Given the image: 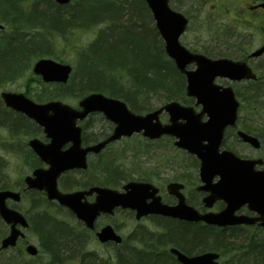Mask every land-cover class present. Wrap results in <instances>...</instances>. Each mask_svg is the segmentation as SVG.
<instances>
[{
    "label": "water",
    "instance_id": "obj_1",
    "mask_svg": "<svg viewBox=\"0 0 264 264\" xmlns=\"http://www.w3.org/2000/svg\"><path fill=\"white\" fill-rule=\"evenodd\" d=\"M143 1L163 40L165 53L185 76L186 95L194 97V106L200 105L201 109L195 111L192 105L170 100L154 110L136 113L123 100L102 92L84 95L78 100L77 106L73 107L56 99L36 103L21 92L2 91L0 97L4 105L32 119L42 127L49 139L46 144L38 138L28 141L29 147L47 167L36 168L26 175L25 189L44 191L48 200H55L69 209L88 229L94 228L97 217L101 214L112 215L116 208L133 210L137 219L148 214H162L189 221L202 220L221 227L258 222L264 228V169L254 168L262 164L263 159L239 157L227 148L220 150L225 130L237 123L240 102L231 85L214 81L217 77L231 81L254 80L255 72L245 60L211 58L188 50L179 40L187 28L188 18L171 8L169 0ZM54 2L65 5L70 0ZM260 5L264 7V2ZM263 52L264 43L249 56L257 57ZM190 64L195 65L193 69L187 67ZM32 72L39 75L44 83L65 84L72 66L42 57L33 63ZM163 111L168 114L165 123L159 119ZM94 112L101 113L114 127L105 138L83 147L81 127L77 121ZM133 133H141L148 139H156L165 134L175 137L176 147L195 155L200 161L199 176L203 185L199 188L208 191L203 197L204 206L210 208L216 200L221 199L225 202L224 208L217 212L201 213L187 205L182 195L177 205H165L161 203L160 196L156 195L158 188L147 181L129 180L121 186V190L102 185L73 191L58 188L57 179L63 172L87 168L88 152L99 153L108 143ZM236 136L252 148L260 147L259 139L253 134L237 129ZM65 144L68 146L62 149ZM216 176L218 179L213 182ZM175 187L179 186L174 182L168 186L169 189ZM90 195H94L92 201L86 199ZM7 199L19 202L20 192L0 189V218L8 226L7 233L0 239V249L14 247L19 239L25 237L24 230L29 225L21 211L7 205ZM244 204L256 212L257 216L236 215L235 211ZM96 237L100 242L122 241L121 235L109 223L96 231ZM24 251L30 256L38 254L37 246L29 242L24 245ZM170 252L176 255L181 264H219L218 253L212 251L189 256L172 247Z\"/></svg>",
    "mask_w": 264,
    "mask_h": 264
},
{
    "label": "trees",
    "instance_id": "obj_2",
    "mask_svg": "<svg viewBox=\"0 0 264 264\" xmlns=\"http://www.w3.org/2000/svg\"><path fill=\"white\" fill-rule=\"evenodd\" d=\"M39 1L0 0V23L4 26L0 29V83L20 77L29 69L30 61L22 60L23 53L30 50L37 52L38 49L48 47V50L40 51L36 56L46 55L60 61L61 57L51 49L55 47L56 38L66 42V40L69 41L66 38L68 32L104 24L94 39L76 48L74 71L66 84H44L39 77H33L39 83L41 82L42 90L46 92L44 95L36 94L39 101L72 96L80 98L89 92L97 91L124 100L129 108L137 113L147 109L144 102H147V97L153 94L157 96L161 104L169 100L189 101V98L184 96L183 76L165 54L163 42L143 0H138L139 6L135 3L136 0L122 1V13L117 22L120 25L126 24L137 34H131L133 39L126 43L129 49L126 45L124 48L115 46L113 42H116V39L111 31H108L111 20L101 15V7L111 9L112 0H86L84 5L80 0H74V3L71 0L67 5H58L53 0H44L51 9L49 12L51 24L57 25L61 20L65 24L61 29L53 26L55 29L46 33V36L42 34L39 26L30 22ZM76 9L78 10L75 13ZM25 20H27L26 24ZM146 26L148 29L143 28ZM33 29L37 30L28 31ZM236 46L243 49L239 42ZM226 54L229 53L219 55ZM260 76L264 79V70ZM135 77L140 78V83L137 85L133 83L136 80H133ZM148 83H153L154 86H148ZM241 85L243 89H238L237 95L243 102L242 107L253 110L262 119L258 126L241 124V128L257 136L264 149V115H261L264 114V111L261 112L264 110V83L247 81ZM1 111L7 114L10 120L8 122L0 120V125L13 128L14 134L32 131V123L26 121L22 115ZM84 138L86 139V136ZM3 167L4 160L0 157V189L11 188L12 185L3 180ZM91 167L94 168L98 177L91 173L79 179L71 177L67 179L64 176L60 184L64 188H79L88 184L115 187L122 185L121 181L130 179L131 174L124 170L123 166L116 164L108 155H102V153L97 156ZM143 179L141 175L138 177V180ZM23 197L31 201V208L34 210L33 215L28 217V229L36 234L40 244V252L36 257L39 259L43 254L47 255V261L41 264H88L92 262L93 253L84 251L91 232L81 222L76 220L68 210L46 201L41 192L29 190L24 192ZM60 210L66 212L68 220L56 216ZM178 228L179 226L165 228V232L160 236L156 233H149L151 237L147 239L145 247L129 248L128 254L119 252L116 264H135V260L139 264L147 261L159 264V260H169L168 264H172L170 255L166 252H161L159 255L152 243L169 238L174 239L172 231L174 229L177 231ZM6 232L7 225L0 219V239ZM177 232V234L180 232L182 239L186 238L185 242L191 245L189 249L183 248L188 252H198L203 249H222L223 251L229 249V251H239V253L228 264H264V243L258 242L255 236L250 238L248 244L243 242L242 245H234L225 233L197 234L189 240L191 231L178 230ZM227 246L231 248H226ZM20 253L22 249L19 245L0 250V264H31L21 263L17 259Z\"/></svg>",
    "mask_w": 264,
    "mask_h": 264
},
{
    "label": "rangeland",
    "instance_id": "obj_3",
    "mask_svg": "<svg viewBox=\"0 0 264 264\" xmlns=\"http://www.w3.org/2000/svg\"><path fill=\"white\" fill-rule=\"evenodd\" d=\"M122 1L123 0H112V11L111 9H105L103 6L101 7V15L103 17H108L111 20L108 31H111L114 39H116V42L113 43H115V46L120 48H124L128 40L133 39L131 34H136L132 31V29L129 28V26H126V24L120 25L117 22V20H119L118 17H120L122 13ZM255 1L256 0H170V5L172 8L181 11L189 18L188 27L179 38L181 44L192 51L203 52L206 54L211 53L212 55L209 54L211 57L215 56L216 54L238 53V51L235 50L237 48L236 44L238 42L239 45H241V48L246 49V52L254 50L260 46L263 41L264 14H260L257 11L249 13L245 7L248 4L255 3ZM80 2L82 5H84L86 0H80ZM138 2V0L135 1L137 6H139ZM72 3H74V0H72ZM77 10L78 9L75 10V13ZM64 11H66L65 8ZM49 12H51V9L49 8L47 2L40 0L33 13V19L31 18L30 20V22L40 27V31L42 34H45V36L46 33L53 31L55 28L61 29L65 26L62 20L59 21L57 25H52L51 15ZM151 20L154 25L152 17ZM26 23L27 20H25V24ZM103 25L104 24H100L87 29L79 28L81 30L75 29L72 32H68L66 38L69 39V41L66 40V42H64L60 38H56L57 41L54 44L55 47L51 49L55 52V54H58L61 57L60 61L70 64L74 71L76 48L94 39L99 29ZM53 26L55 28H53ZM143 28L148 29L147 26ZM34 30L37 29L28 31L33 32ZM6 31H8V28H6ZM233 42L237 43L231 46ZM46 50H48V47L38 49L37 52L35 50H30L23 53L22 60L30 61L29 69L25 71L20 77H17L11 81L0 83V92L3 90L23 92L34 101L42 102L38 100V97L36 98V94L44 95L46 92L42 90L43 86L41 82L39 83L33 78L36 76L32 73L31 66L36 59L40 57H49L46 55L36 56L40 51ZM249 63L256 70L257 74H261V72L264 70V55L258 59H251ZM134 79H136L133 81L134 85L140 83L139 77H135L133 80ZM148 86H154V84L148 83ZM235 88L239 90L243 89L242 85L236 86ZM78 99L79 98L72 96L66 97L64 99L61 98L59 100L75 107L77 106ZM179 101L182 102L180 99ZM239 101L240 107L238 126L241 127V124H254L258 126V124L262 122L261 116L258 114L256 115L251 109L242 107L243 102L240 100V98ZM144 104L147 109H143L141 111L142 113L156 108L161 103L157 96L153 94L147 97V102H144ZM187 104L192 105L193 102ZM3 107L4 106L0 101V120L8 122L10 119L8 118L7 114L1 111V109H5ZM198 107L200 106L198 105ZM263 111L264 110L261 112ZM166 118V114L164 113L161 116V120L165 121ZM10 125L12 126V123ZM81 125H83L85 128L84 133L87 138H94L96 140L100 139L105 133H108L111 130L108 121L98 113L89 115L81 122ZM28 137L29 136L25 134H14V132L11 131L9 127L0 125V156L4 160L2 173L4 174L3 180L5 183L14 185L15 182H17L25 174H28L32 169L30 166L31 161L23 155L24 153L31 159L29 152L28 154L26 152V148L28 149L26 145ZM223 144L224 147L232 149L240 157L247 158L262 156L264 158V149L255 151L239 140H236L234 135L226 137ZM14 146L20 150H15ZM103 154L108 155L109 158L113 159L116 164L123 166V169L131 174L129 177L130 179H138V177L141 175L145 178H149L148 180L151 183L158 186L160 183L165 182L166 180L177 175V171L172 172L171 170L163 169L165 164H167V159H164V157L167 155L177 156L178 158L176 160L183 164L182 158L186 152L176 150L171 143L168 144L165 140L149 141L137 134L133 137H123L120 140L115 141L106 149H104L102 155ZM91 161L92 163L95 162L96 157H93ZM65 177L67 179L69 177L72 179H79L81 176L78 173L70 172L66 174ZM96 177H98L97 173ZM123 182L125 181H121L120 183ZM120 186L115 187L121 189ZM60 188L63 189L61 186ZM15 206L24 212L27 217H30L34 213V210L31 208V201L26 197H23L19 203L15 204ZM56 216H58L60 219L68 220L64 210H60L58 213H56ZM105 221L108 222L107 217H100L97 220V225H101V223H104ZM111 221L118 226L126 247L134 246L140 248L141 246L138 242L129 240L128 235L130 233L137 235L140 232V229L155 232L161 231V228L155 226L151 219H143L140 224H137V222L128 216L126 212L118 213L111 219ZM72 223L70 222V224ZM139 225H142V227H138L134 232H132L134 228ZM178 230L184 232L191 231L192 233L189 237V240L192 239V237H195L197 234L202 235L214 233L213 230H209L203 226L189 225L184 223L179 224ZM177 231H175V229L172 231L173 238L176 239L177 242L179 241L178 243L183 245L184 248L189 249L191 245L187 244L185 242L187 239L185 238L183 240L182 235L180 232L177 234ZM226 235H229L230 242L235 244L238 242H245L247 238L254 236V232H227ZM26 241L36 245L40 250V244L36 234L31 232L29 229H26L25 239L20 241L18 244L22 249V253L17 255V259L21 261V263H45L47 261L46 254H43L38 259L36 256H29L23 251V246ZM167 247L168 246H166V248ZM84 251H94L91 258L92 262L88 264H116L117 262V256L113 254L110 255L105 249L98 246L93 237L89 236L88 242L84 247ZM121 252L126 254L128 252V248L121 249ZM231 253L233 255L236 252L230 251V254ZM229 257V253L226 255L222 254L219 260L221 263L227 261L228 264ZM137 262L138 261L136 260L134 261L135 264H139Z\"/></svg>",
    "mask_w": 264,
    "mask_h": 264
},
{
    "label": "flooded vegetation",
    "instance_id": "obj_4",
    "mask_svg": "<svg viewBox=\"0 0 264 264\" xmlns=\"http://www.w3.org/2000/svg\"><path fill=\"white\" fill-rule=\"evenodd\" d=\"M263 2H264V0H256L255 3L248 4L245 8L249 11V13H252L253 11H257L260 14H264V7L260 5ZM263 42H264V33H263V41H262V43ZM236 43L237 42H233V44H231V46L235 45ZM235 50H237L238 53H236V54H226V55H219L218 54V55H215V56H212V57H223V56L231 57V58L237 59V60H245L250 65L249 61L251 59H258V58H260L261 56L264 55V53H263L262 55H260L258 57H250L249 55H250V53L252 51L246 52V49H240L239 47H237ZM204 54H206V53H204ZM206 55L210 56L208 54H206ZM194 66H195L194 64H190L187 67L189 69H192V68H194ZM251 68L256 72V70L252 66H251ZM256 74H257V72H256ZM183 79H184V93H185L186 81H185L184 75H183ZM262 79L263 78L260 76V74H257V79L256 80H247V81H257V82L261 81L262 83H264V79L263 80ZM247 81L232 82V81H229L227 79L216 78V82L219 83V84L231 85L233 87V90H234V92H235V94H236V96L238 98H239V96L237 95L238 89L235 88V87L239 86L241 84H245V82H247ZM188 98H190L189 101L188 102H183V104L190 105V104H187V103H192V102L194 104V99H192L191 97H188ZM0 101L2 102L1 99H0ZM2 104H3V102H2ZM3 106H4V104H3ZM3 108H5L6 111L11 112L13 114H20V113H18L16 111H13V110L5 107V106ZM199 110H200V107L195 106V111H199ZM164 113L166 114L167 118H166L165 121H162L161 120V116ZM92 114H96V113H91L89 115H92ZM20 115H22V114H20ZM89 115H87V117ZM22 116L25 118L26 121L32 123V126H31L32 131L29 132V133H19L17 131L16 132H17V134H25V135L29 136L27 141H26V145L28 147V149L26 148V152H27V154L29 152V155L31 156V159L26 154L23 153V155H24V157L26 156L31 161L30 162V166L32 167V169L30 170V172L28 174H25L22 178H20L17 182H15L14 185L11 184L12 185L11 188H3V189H10V190H14V191L20 192V201L23 198L24 192L29 191V190L36 191L35 189H25L24 177L26 175L31 174L32 171L34 169H36V168H46L47 167V165L39 158V156L36 154V152L31 147H29L28 141L31 138H38L41 142H43L45 144L49 142V139L46 138L45 133L43 132V129H42L41 126L36 124L32 119L25 117V115H22ZM86 118H84V119H86ZM159 118H160L161 122L165 123V122L168 121V114L166 112H162L160 114ZM202 119H204V116L202 117ZM79 123H80V126H81L82 146L84 147L86 145L95 143L97 140L94 139V138H87V136L84 133V129L85 128L83 127V125H81V122H79ZM108 124L111 127V130H110V132L105 133L104 136L101 137V139L105 138L107 135H109L111 133L113 127H114V124L112 122L108 121ZM12 129L13 128H11V131H13ZM137 134L142 136L141 133H137ZM137 134H133L132 136L137 135ZM231 135L235 136V129L234 128H229V129L226 130L225 138L226 137H230ZM85 136H86V139L84 138ZM143 138H145V139H147L149 141L165 140L168 144L171 143L175 147L176 150L186 152L185 150L177 148L174 145L175 137H173L171 135H166L165 134V135H162L161 137L156 138V139H148L146 137H143ZM236 140H239V139L236 138ZM243 144L247 145L246 143H243ZM67 146H68V144H65L64 146H62V149L66 148ZM223 147H224V144H223ZM14 149L15 150H20L19 148H16L15 146H14ZM261 149H263L262 146H260V148H258V149H253V150L259 151ZM103 151H104V149L102 151H100L99 153H93V152H88L87 153L88 166H87L86 169H72L70 171H65L64 173H62L59 176L58 181H57L59 189H61L60 186L62 187V185L60 184V181H61L62 177L66 176V174H68L70 172H74V173L80 174V176H81L80 178H82V176L85 177V176L89 175L90 173L93 176H96V171L94 170V168L92 169V167H91V164H92L91 159L93 157H96V159H97V156L100 155V153H102ZM255 157H257V156H255ZM255 157H249V158H255ZM258 157L263 158L262 156H258ZM177 158H178L177 156H171V155L165 156L164 159H167V164H165V167H163L164 170H171L172 172L177 171V175L175 177H172V178L166 180L165 182L160 183L158 186L152 183L153 185H155L158 188V191H157L156 195L160 196L161 203H163L165 205H168V206L177 205L178 202H179L180 196L182 195L183 196V200H184V202L187 205H190V206L196 208L201 213H204L206 211L217 212V211H220L221 209H223L224 206H225V202L223 200H221V199L216 200L210 208H206L204 206L203 197H205L207 195L208 191H205V190L199 188L201 185H203V182H202V180H201V178L199 176L200 161H199L198 157H196L193 154H190V153L186 152V154L182 158L183 164H181L180 161H177L176 160ZM26 161H28V160H26ZM254 168H255V170L264 169V158H263V164L257 165ZM143 178H144L143 181L150 182L148 180L149 178H145V177H143ZM217 179H218V177L216 176V177L213 178L212 181L215 182V181H217ZM173 182L178 184L179 187H175V188L169 189L168 188L169 184L173 183ZM93 185H97V184H88L87 186H80L79 188H75V187L64 188V187H62L65 190H63V189H61V190L62 191H71V190H75V189H85V188H88V187L93 186ZM37 192H41V194L46 199L44 191L37 190ZM86 199L89 200V201H92L94 199V195L87 196ZM46 201H48V200L46 199ZM147 201H150V199H147ZM48 202H51L55 206L58 205L56 201H48ZM6 203H7V205L18 209L15 206V204H17V202H13L12 200L7 199ZM120 212H126L128 214V216H130L131 218H133V220L135 222H137V224H140V222L143 219L149 218V219H151L152 223L155 226L161 228V231H159V232L140 229V232L137 235H134L133 233H130L128 235L129 240L130 241L133 240L134 242H138L141 245L140 249L145 247V245L147 244V239L149 237H151L150 235H148L149 233H156L157 235L159 234V236H160V235H162L165 232V230H166L165 228H168V227H171V226H179V224H183V223L184 224H189V225H200V226H203L205 228H208L209 230H213L214 233H225V234H227V232H230V233L254 232V236L255 237L254 236L253 237L255 239H258L257 240L258 242L264 243V228L262 226H260L258 222H256L255 224H250V225L249 224H233V225H227V226L221 227V226H216V225H212V224H207V223H205L202 220L189 221V220L179 219V218H176V217H172V216H169V215H162V214H148L146 216H142L141 218L137 219V218H135V212L133 210L128 209V208L127 209L116 208L112 215H101L100 216V217H107L108 218V222L105 221L104 223H101V225H96L95 229L89 230V231H91V237H93V239L97 242L98 246H100L103 249H105L110 255L113 254V255L117 256V254L119 252H121V249H125V248H128V249L129 248L139 249L138 247H134V246H127L126 247V244H125L123 238H122V241L120 243H115L113 241L99 242L97 240L95 232L100 227H102L104 224H107V223H110L113 226L114 230L117 233L120 234L118 226L111 221V219L113 217H115ZM235 214L236 215H239V214L248 215V216H253V217L257 216L256 212L248 209L247 204L241 205L235 211ZM138 227H142V225L136 226L132 232H134ZM226 236H229V235H226ZM250 238L251 237L247 238V240L244 243L248 244L249 241H250ZM175 242H177V241L169 238L168 240H162V241H159L158 243H154V244L152 243V245L157 248L156 251H157V253L159 255H160L161 252H166L167 254H169L171 259H172V261H173L172 264H181L180 262L177 261L176 255H174L173 253L170 252V248H172V247L177 248L178 250H180L181 252H183V253H185L186 255H189V256L195 255V254H200V253H203V252H206V251H212V249H203V250L198 251V252H190V251L188 252L185 249H183L184 248L183 245H179L178 243L176 244ZM242 243L243 242H238V243H235L234 245H237V244L238 245H242ZM86 244H85V246H86ZM166 246H168V247L166 248ZM226 248H231V246H227ZM213 251H216V253L217 252L219 253L218 260H219V258H221L222 254L226 255V254L229 253V256H230L229 257V261L231 259H233L234 256L239 253V251H236V253L234 255H232V253L230 254L229 249L227 251H223L222 249L213 250ZM91 252L94 253V251H91ZM126 254H128V252ZM158 262H162V260H159ZM219 262H220V260H219ZM226 263H227V261L224 262V263L220 262V264H226Z\"/></svg>",
    "mask_w": 264,
    "mask_h": 264
},
{
    "label": "bare ground",
    "instance_id": "obj_5",
    "mask_svg": "<svg viewBox=\"0 0 264 264\" xmlns=\"http://www.w3.org/2000/svg\"><path fill=\"white\" fill-rule=\"evenodd\" d=\"M168 261L169 260H163L162 262H160L159 264H168ZM154 262H151V261H147V262H145V263H143V264H153Z\"/></svg>",
    "mask_w": 264,
    "mask_h": 264
}]
</instances>
